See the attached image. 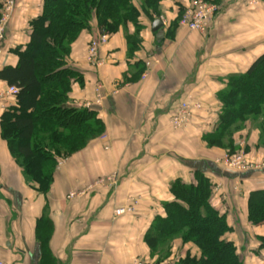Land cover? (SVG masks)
<instances>
[{
	"label": "crops",
	"instance_id": "crops-1",
	"mask_svg": "<svg viewBox=\"0 0 264 264\" xmlns=\"http://www.w3.org/2000/svg\"><path fill=\"white\" fill-rule=\"evenodd\" d=\"M4 1V0H3ZM218 7L206 33L179 25L191 0H161L163 23L152 31V17L142 14L140 49L128 55L126 35L133 25L110 35L99 52L100 64L89 63L87 47L97 38L96 21L73 44L68 64L83 76L75 84L70 105L98 110L105 134L82 151L60 160L50 193L45 196L25 181L21 167L0 126V260L6 264H136L150 262L144 237L164 204L174 200L177 180L195 184L201 173L213 184L212 205L232 229L227 239L250 264L264 263L258 238L264 225L248 221L251 192L264 189V149L259 132L250 128L236 137L248 159L259 165L236 174L225 168L227 150L209 148L203 137L213 131L220 110L217 95L229 77L244 74L264 54V0H206ZM44 0H18L0 52V70L16 66L18 46L30 42V23L40 17ZM150 64L147 69L146 64ZM145 72L136 76L138 66ZM145 74V75H144ZM0 80V121L15 96ZM101 93V106L96 105ZM203 105L192 122L178 131L171 119L185 101ZM250 129V130H249ZM117 173L116 189L84 192L95 179ZM71 192H84L68 199ZM132 200L134 215L116 218L114 211ZM48 222V226L45 222ZM49 220V221H48ZM185 253L190 246H175ZM179 251V252H180ZM151 263V262H150Z\"/></svg>",
	"mask_w": 264,
	"mask_h": 264
},
{
	"label": "trees",
	"instance_id": "trees-1",
	"mask_svg": "<svg viewBox=\"0 0 264 264\" xmlns=\"http://www.w3.org/2000/svg\"><path fill=\"white\" fill-rule=\"evenodd\" d=\"M161 0H44L40 17L30 23V42L15 48L16 66L0 70V80L18 89L15 105L1 116V138L22 169L25 181L47 196L60 160L84 150L105 134L98 110L70 105L75 84L83 76L68 64L73 44L95 20L101 33L109 36L133 25L126 35L128 55L140 49L142 14L160 16ZM0 0V14L3 9ZM179 23V20H178ZM91 43V41H90ZM88 44V47L90 45ZM87 47V50H88ZM138 66L136 76L145 72ZM220 105L213 131L203 137L209 148L234 154L236 137L254 122L258 147L264 149V54L244 74L229 77L217 95ZM250 130V129H249ZM195 184L177 180L171 187L174 200L164 204V215L155 217L144 241L151 263L166 264L175 246H190L176 264H250L227 236L232 229L227 218L211 203L213 184L195 173ZM248 221L264 225V189L250 193ZM45 225L48 226V222ZM49 221V220H48ZM264 250V237L258 238ZM264 264V263H263Z\"/></svg>",
	"mask_w": 264,
	"mask_h": 264
},
{
	"label": "built area",
	"instance_id": "built-area-1",
	"mask_svg": "<svg viewBox=\"0 0 264 264\" xmlns=\"http://www.w3.org/2000/svg\"><path fill=\"white\" fill-rule=\"evenodd\" d=\"M18 0H4L3 9L0 14V52L2 51L3 44L6 40L7 29L14 16L16 5ZM251 4L260 5V0H251ZM218 12V7L206 0H191L190 6H188L179 18V25L187 28L191 32L206 33L209 25L213 18H215ZM109 35L106 33H101L97 38L91 40V43L87 50V58L90 64L99 65L100 62L99 52L109 41ZM150 64H146L148 69ZM148 71L146 70L145 74ZM144 74V75H145ZM18 93V89L15 87L9 88V94L15 96ZM102 95L101 93L97 96L96 105L101 106ZM203 110V105L197 100H188L182 103L178 114L171 119V126L175 130L187 127L192 122V118L195 112H201ZM225 168L228 171L235 172L236 174H243L249 171H253L259 167L250 161L243 150L242 143L239 149L233 154H229L224 159ZM119 184V176L117 173H113L109 176L101 177L95 179L91 182L88 188L84 191L89 192L98 187L112 188L116 189ZM84 192H71L68 199H74L82 196ZM139 202L137 200H132L130 203L123 207H117L114 211V216L122 217L126 215H134L137 212ZM177 262V257L172 256L170 261L166 264H175ZM0 264H6L5 261L0 260ZM136 264H151L148 262H142V260L137 261Z\"/></svg>",
	"mask_w": 264,
	"mask_h": 264
},
{
	"label": "rangeland",
	"instance_id": "rangeland-1",
	"mask_svg": "<svg viewBox=\"0 0 264 264\" xmlns=\"http://www.w3.org/2000/svg\"><path fill=\"white\" fill-rule=\"evenodd\" d=\"M196 113V112H195ZM256 127H257V124L254 122V124H253V126H252V129L253 130H257L256 129ZM123 217V216H122ZM117 218H119V217H117ZM183 250H184V248L180 251V250H178V251H175L174 250V252H173V254H172V256L173 255H175V257H177V262H178V260L181 258V257H183L184 256V253H182L183 252ZM180 251V252H179ZM141 260H142V258H141ZM140 260V261H141ZM144 260H142V262H143ZM145 262V261H144ZM148 263H150V262H148ZM151 264H154V263H151ZM176 264V263H175Z\"/></svg>",
	"mask_w": 264,
	"mask_h": 264
},
{
	"label": "water",
	"instance_id": "water-1",
	"mask_svg": "<svg viewBox=\"0 0 264 264\" xmlns=\"http://www.w3.org/2000/svg\"><path fill=\"white\" fill-rule=\"evenodd\" d=\"M163 27V23L161 22V20H156L153 25H152V31L153 33L158 32L161 28Z\"/></svg>",
	"mask_w": 264,
	"mask_h": 264
}]
</instances>
